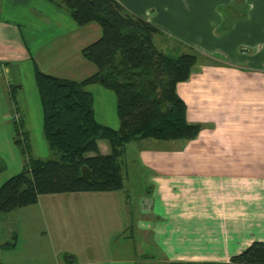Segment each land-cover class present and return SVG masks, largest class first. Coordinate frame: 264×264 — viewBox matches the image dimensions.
<instances>
[{"label":"crops","instance_id":"obj_1","mask_svg":"<svg viewBox=\"0 0 264 264\" xmlns=\"http://www.w3.org/2000/svg\"><path fill=\"white\" fill-rule=\"evenodd\" d=\"M61 1L0 0L1 73L24 66L35 77L37 66L82 81L97 72L82 50L102 36L101 26L79 25ZM118 1L160 28L154 42L166 54L199 52L177 92L201 132L191 140L132 141L133 165L145 171L146 184L134 202L124 186L42 194L35 204L0 213V224L12 225L0 237V264H26L23 255L38 258L28 264H69L66 254L73 264H240L234 255L264 241V0H248L231 27L220 11L229 0ZM12 80L17 96L22 81ZM85 89L96 120L119 128L115 92L98 83ZM16 96L13 138L18 124L30 142ZM98 144L111 152L106 140ZM23 235L30 244L21 249ZM146 244L156 255L142 252Z\"/></svg>","mask_w":264,"mask_h":264},{"label":"trees","instance_id":"obj_2","mask_svg":"<svg viewBox=\"0 0 264 264\" xmlns=\"http://www.w3.org/2000/svg\"><path fill=\"white\" fill-rule=\"evenodd\" d=\"M61 5L79 25L101 26L102 36L82 50L97 72L75 81L35 67L43 132L56 157H35L26 132L15 124L14 142L24 156V167L0 186V213L35 204L42 194L122 190V158L130 142L191 140L201 132V125L188 121L187 106L177 92L178 84L190 78L199 52L190 48L177 56L166 54L154 42L160 28L118 0H62ZM93 83L115 92L119 128L96 120L93 95L85 89ZM99 140L109 143V154L101 153ZM83 167L91 178L82 175ZM4 168L0 159V172ZM65 258L75 263L73 255ZM232 261L264 264V241L253 242Z\"/></svg>","mask_w":264,"mask_h":264},{"label":"rangeland","instance_id":"obj_3","mask_svg":"<svg viewBox=\"0 0 264 264\" xmlns=\"http://www.w3.org/2000/svg\"><path fill=\"white\" fill-rule=\"evenodd\" d=\"M246 1V2H245ZM229 0L222 6H220V11L222 14L228 15L224 26L231 27V25L236 21L240 14L246 13L244 8L250 6L248 0ZM250 50H254L251 48ZM200 56V54H199ZM10 73L0 74V159L5 166L4 170L0 172V186L11 176L20 172L23 168L24 156L21 149L14 143V130H13V118L12 115L15 113V108L13 106V99L9 91L11 85H17L16 81L12 80V76H16L22 81V90L17 92V99L20 102V108L25 115L24 129L29 131L30 144L32 149V154L35 157H40L42 159L55 158V152L50 148L43 132V110L40 101V96L38 93L37 84L35 77L31 71H29L24 66H13L10 68ZM99 84V83H98ZM118 118V117H117ZM119 120V118H118ZM154 140V139H150ZM149 144L153 142L147 141ZM158 142L157 145L162 144V141ZM166 144V143H165ZM137 143L131 142L127 145V151L123 155L124 161V177H125V193L126 198L129 201H136L138 196L146 189L144 172L139 166L133 165L132 157L133 152ZM136 146V147H135ZM93 154V153H90ZM10 220L5 223L0 224V237L7 235L10 227ZM138 238V235H136ZM136 238V239H137ZM4 239V238H2ZM38 243L43 241L37 238ZM30 239L23 235L21 241V249L26 245L30 244ZM146 242V241H145ZM24 251V250H22ZM142 252L151 255H156V250L151 244H146ZM29 255V254H26ZM24 263H34L38 258L35 255L26 256ZM47 258V257H46ZM44 264L47 263L48 259L44 260ZM145 264H157V263H145Z\"/></svg>","mask_w":264,"mask_h":264},{"label":"water","instance_id":"obj_4","mask_svg":"<svg viewBox=\"0 0 264 264\" xmlns=\"http://www.w3.org/2000/svg\"><path fill=\"white\" fill-rule=\"evenodd\" d=\"M82 175L85 178H91V172H90V170L87 167H83V169H82Z\"/></svg>","mask_w":264,"mask_h":264},{"label":"built area","instance_id":"obj_5","mask_svg":"<svg viewBox=\"0 0 264 264\" xmlns=\"http://www.w3.org/2000/svg\"><path fill=\"white\" fill-rule=\"evenodd\" d=\"M12 118L15 119L16 121H20L19 115L18 114H13Z\"/></svg>","mask_w":264,"mask_h":264}]
</instances>
